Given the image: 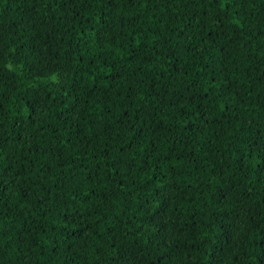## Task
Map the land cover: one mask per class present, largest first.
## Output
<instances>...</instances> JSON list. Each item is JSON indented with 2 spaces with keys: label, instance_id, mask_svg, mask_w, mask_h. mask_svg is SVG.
<instances>
[{
  "label": "trees",
  "instance_id": "16d2710c",
  "mask_svg": "<svg viewBox=\"0 0 264 264\" xmlns=\"http://www.w3.org/2000/svg\"><path fill=\"white\" fill-rule=\"evenodd\" d=\"M0 264H264V0H0Z\"/></svg>",
  "mask_w": 264,
  "mask_h": 264
}]
</instances>
